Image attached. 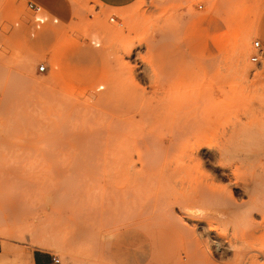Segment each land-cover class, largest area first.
<instances>
[{
  "label": "rangeland",
  "instance_id": "obj_1",
  "mask_svg": "<svg viewBox=\"0 0 264 264\" xmlns=\"http://www.w3.org/2000/svg\"><path fill=\"white\" fill-rule=\"evenodd\" d=\"M65 1L63 20L0 0V250L18 261L45 250L59 264H264V56L250 61L264 0ZM174 110L210 121L213 156L192 173L252 207L242 230L262 260L233 261L225 231L207 239L159 197L196 150L165 155L135 124ZM174 220L202 234L215 263L177 247Z\"/></svg>",
  "mask_w": 264,
  "mask_h": 264
},
{
  "label": "bare ground",
  "instance_id": "obj_2",
  "mask_svg": "<svg viewBox=\"0 0 264 264\" xmlns=\"http://www.w3.org/2000/svg\"><path fill=\"white\" fill-rule=\"evenodd\" d=\"M176 108L178 109L179 107L176 106ZM209 123V120H196V113L190 117L187 113H184V110L183 113L174 110L173 113L164 118L153 119L147 123L135 124L137 127L135 131L148 138L151 145L154 143L152 139H158L160 147L165 155H171L178 150H183L186 154L190 146H192L191 149L194 148V152L196 150V155L194 159H192L191 165L185 164L179 169L173 170L172 172L169 170L166 173L164 178V189L159 192V197L161 196V200L168 205L171 203V198H173L180 210L184 211L186 217L189 216L191 220L193 219L196 222L195 224L198 225L201 230L200 233H202L203 236L205 235L207 239L213 233L216 235L219 229L225 231L222 239L226 240L228 247L233 249V261L240 263H255L257 260H262L264 257L258 258L256 256H250L248 253V251L258 253H261V251L257 249L260 242L259 238L253 236L251 232L242 230V228L249 227L252 224L251 215L246 213V206L244 204H236L232 198L226 196L224 194L225 192L222 190L215 188L211 182L206 179L199 180V174L197 177L192 173L193 167L194 169H196V167L203 168V163L200 161V158H206L207 160L204 161V164H207L211 161L210 157L213 156L208 144L212 138L208 139L207 137L208 128L210 126ZM204 148H206L207 151L204 152ZM222 161L225 162L223 156ZM196 172L198 171L196 170ZM233 173L235 172L233 171ZM233 173L231 174L234 175ZM173 176L180 178L179 182L181 185L179 191H174V193L171 194L170 185ZM155 197L156 196H154V198ZM246 208L252 209L250 206ZM228 228L232 232V240H228L226 236ZM249 228H251V226ZM0 234L1 236L3 235L2 233ZM202 234L200 236L199 234L196 235L194 229L190 230L183 225L182 221L174 220L173 223H170L168 235L169 238H172V240L177 243V247L183 250L190 259L202 258L205 262L207 260L215 263L214 261H216V258L214 259L212 256L208 258L203 251L204 248L201 242ZM220 239L221 238H215L212 241L214 251L217 253L221 250L223 251V247H227V245L224 246V244L220 242ZM4 257L6 258V256ZM201 260L198 259L197 261Z\"/></svg>",
  "mask_w": 264,
  "mask_h": 264
},
{
  "label": "crops",
  "instance_id": "obj_3",
  "mask_svg": "<svg viewBox=\"0 0 264 264\" xmlns=\"http://www.w3.org/2000/svg\"><path fill=\"white\" fill-rule=\"evenodd\" d=\"M29 1L35 4L40 9L47 8L54 14V16L59 17L63 20H65L68 16L69 11L65 0H29ZM96 1L106 7L115 9V8L126 7L132 4L133 2H135L136 0H96ZM256 30H257V35L260 38V49L262 52L261 56H264V34H262L264 32V15H261L259 17ZM4 256H6V258ZM53 258L54 256L48 251L34 250L29 255H27L25 261L17 260L16 262V260L7 257V255L0 250V264H54Z\"/></svg>",
  "mask_w": 264,
  "mask_h": 264
},
{
  "label": "built area",
  "instance_id": "obj_4",
  "mask_svg": "<svg viewBox=\"0 0 264 264\" xmlns=\"http://www.w3.org/2000/svg\"><path fill=\"white\" fill-rule=\"evenodd\" d=\"M29 6L35 8V9H40L39 7H37L33 3H29ZM252 46H253L254 50H256V54L250 57V61L251 62H257L258 58H260L261 55H262V52H261V49H260V42L258 40H255V41H253ZM43 70H44V66H41L36 71L37 72H41ZM53 262H54V264H59V260L56 257L53 258Z\"/></svg>",
  "mask_w": 264,
  "mask_h": 264
}]
</instances>
